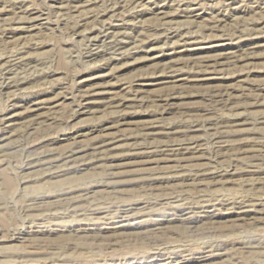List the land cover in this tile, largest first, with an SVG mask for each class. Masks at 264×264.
Listing matches in <instances>:
<instances>
[{
  "label": "rangeland",
  "instance_id": "374dc122",
  "mask_svg": "<svg viewBox=\"0 0 264 264\" xmlns=\"http://www.w3.org/2000/svg\"><path fill=\"white\" fill-rule=\"evenodd\" d=\"M263 137L264 0H0V264H264Z\"/></svg>",
  "mask_w": 264,
  "mask_h": 264
},
{
  "label": "bare ground",
  "instance_id": "6f19581e",
  "mask_svg": "<svg viewBox=\"0 0 264 264\" xmlns=\"http://www.w3.org/2000/svg\"><path fill=\"white\" fill-rule=\"evenodd\" d=\"M191 9V8H190ZM101 12V11H100ZM39 16H42V15H39ZM33 18V17H32ZM37 18V17H36ZM124 18V17H123ZM16 19V18H15ZM137 22V21H136ZM113 25V24H112ZM31 26H33V25H31ZM24 28V27H23ZM210 29V28H209ZM103 31V30H102ZM104 33V32H103ZM177 35V34H176ZM117 41V40H116ZM116 45V44H115ZM135 46V45H134ZM136 48V47H135ZM177 50V49H176ZM119 51H121V50H119ZM124 51V50H123ZM122 51V52H123ZM116 52V51H115ZM92 53V52H91ZM98 53V52H97ZM100 53V52H99ZM125 53V52H124ZM120 55H123V54H121L120 53ZM201 62V61H200ZM172 66V65H171ZM9 68V67H8ZM168 69V68H167ZM177 69V68H176ZM174 71V70H173ZM157 72V71H156ZM24 73V72H23ZM27 73V72H26ZM30 74V73H29ZM3 79V78H2ZM24 79V78H23ZM30 79V78H29ZM15 81V80H14ZM11 84V83H10ZM172 93V92H171ZM171 93H169V94H171ZM168 94V95H169ZM172 94H174V93H172ZM176 94V93H175ZM165 95H167V94H165ZM167 99V98H166ZM9 100V99H8ZM54 117V116H53ZM191 128V127H190ZM219 131V130H218ZM226 132V131H225ZM222 133V132H221ZM264 138V137H263ZM93 145V144H92ZM219 146V145H218ZM90 147V146H89ZM162 147V146H161ZM100 148V147H99ZM69 150H71V149H69ZM234 153V152H233ZM70 155V154H69ZM188 158V157H187ZM180 159V158H179ZM257 161V160H256ZM182 163V162H181ZM182 165V164H181ZM179 166V165H178ZM190 171V170H189ZM31 204V203H30ZM201 207V206H200ZM99 209V208H98ZM154 258V257H153ZM160 258V257H159Z\"/></svg>",
  "mask_w": 264,
  "mask_h": 264
}]
</instances>
